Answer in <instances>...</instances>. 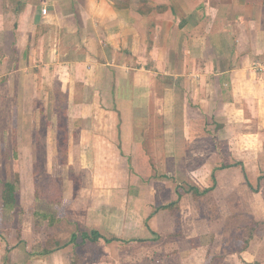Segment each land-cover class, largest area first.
I'll list each match as a JSON object with an SVG mask.
<instances>
[{
  "label": "crops",
  "instance_id": "1",
  "mask_svg": "<svg viewBox=\"0 0 264 264\" xmlns=\"http://www.w3.org/2000/svg\"><path fill=\"white\" fill-rule=\"evenodd\" d=\"M35 70L36 88L54 101L67 96V157L86 159L83 185L96 186L101 174L123 181L132 158L137 173L162 169L169 178L160 189L174 199L177 184L201 190L221 162L242 165L216 170L214 189L197 196L209 211L210 195L217 204L224 193L230 213L190 212L182 205L187 191L178 202L179 232L152 225L171 218L162 215L168 209L144 227L146 215L125 187L122 207L109 206V217L90 215L100 209L91 203L85 214L102 236L119 239L80 236L37 259L24 246L17 262L264 264V0H0V79ZM232 224L241 227L237 235ZM131 237L152 239L122 240Z\"/></svg>",
  "mask_w": 264,
  "mask_h": 264
},
{
  "label": "rangeland",
  "instance_id": "2",
  "mask_svg": "<svg viewBox=\"0 0 264 264\" xmlns=\"http://www.w3.org/2000/svg\"><path fill=\"white\" fill-rule=\"evenodd\" d=\"M36 75L37 70L31 71V75L28 78L19 77L16 80L12 79L10 82L7 78L0 79V179L2 181H12L16 176L18 177L19 187L16 193V205L17 210L21 209L22 211L19 222L16 217L11 220L3 218L0 208V234L6 238L5 240L0 236V264L6 263V261H9V264H23L22 262H17L21 257L25 258L21 255L24 252L22 243H20L19 247L15 245L18 248L12 251L11 257L7 258L6 254V259L3 260L2 258V255L5 254L6 243L12 244L16 241L15 232L17 227L21 229L22 237L27 239L28 244H44L45 241L52 237L58 238L59 241L63 242L73 230L78 232V237H80L79 233L81 231L90 233L92 229L96 228L98 225L97 219L85 221L86 208L90 203L100 208L95 213L90 214L95 215L94 218L98 219L108 216V212L106 213L105 211L109 206L112 208L115 205L117 206L115 208H121L122 198L126 192L125 187L126 189L129 188L128 199H131L133 204L138 205L139 214L142 215H146L152 207L165 204L169 198V191L160 189L162 187L160 182L167 181L169 176H160L159 173L162 169L159 171L156 167L143 172H140L141 169H139V173H137L132 166L135 163L132 158L128 160L130 173L127 176L123 173L119 175V177L123 178V181L117 179L118 181L116 180L113 183L112 181L115 179L116 174H109L108 176L112 178L109 181L101 174L96 186L88 187L89 185H83L81 167L83 162H86V159L84 161L81 160V163H79L78 159L73 160L71 158L73 162L69 163L70 159L66 157V161L61 162L62 157L60 156L61 152L58 151V144L60 143L62 132L57 128L58 121L61 119L60 109L53 105L54 100L51 99L50 95L46 96L43 93L45 89L42 87L36 88L40 83ZM69 118L67 116L66 119ZM66 119L64 118L67 123ZM72 122L71 124H73ZM69 131V129L66 130L65 135H68ZM71 133L73 134V128H71ZM59 146L61 147V144ZM55 148L57 149L56 151ZM152 173L155 178H150ZM78 177L80 182H78ZM52 179L60 182L62 195L60 200L55 202L57 203L55 206L57 213L62 219L52 227H48L45 224L36 225L33 223L31 216L35 204L34 189L37 188L36 193L39 198L46 199L47 195L54 193V189L50 184ZM102 180H106L107 183H102ZM188 184L186 183L184 187H187ZM120 188L123 189V192L118 191ZM118 194H120L119 198ZM210 197L212 201L205 202L207 206L208 203L213 204L209 211L203 206V197L197 198L192 193L188 195L186 201L182 202V205L186 206L190 212L195 208V210L199 212L205 211L206 214H211V216H219L221 212L223 214L231 212L233 207L230 203L221 202L224 200V193L219 197L221 199L217 204L213 203L215 195H210ZM170 198L172 199L173 197L171 196ZM171 199L168 201H171ZM178 212L180 213V204L171 211L167 212L165 210L162 213V215L165 214L171 216V218H167L168 220L164 219L163 222L154 221L152 225L162 231L173 230L179 232L181 226L177 221L179 219ZM116 222L118 221H114L110 226H114ZM232 225L237 226L235 232L232 233L237 235L241 227L238 224ZM102 226L101 224L100 229L103 232L105 230L114 231L111 228H103ZM197 226L202 229L206 225L198 223ZM211 226L213 229L214 227L219 228V226L222 228L223 224L213 223ZM144 227H146L145 224ZM242 229L245 230V226L243 227L242 225ZM143 230L146 231L145 228ZM97 231L99 232V230ZM103 237L105 238V236ZM112 237H114V234L109 236V242L116 240H111Z\"/></svg>",
  "mask_w": 264,
  "mask_h": 264
},
{
  "label": "trees",
  "instance_id": "3",
  "mask_svg": "<svg viewBox=\"0 0 264 264\" xmlns=\"http://www.w3.org/2000/svg\"><path fill=\"white\" fill-rule=\"evenodd\" d=\"M54 106H56L57 109H60V120L58 121V126L57 128H59V130L62 132V137L60 138V143L61 147L58 144V151L61 152V162H65L66 157H67V137L68 135L66 133L67 129V123L64 120V118L66 119L68 116V111H67V96L65 94H60L57 95V99L54 101L53 103ZM59 116V115H58ZM63 116V117H62ZM67 120V119H66ZM211 140L214 142L215 147L217 150H220L221 146H223L222 142L220 140H217L215 135L212 134L211 135ZM67 163V162H66ZM242 165V163L240 161L235 162L233 164H225L224 162H221V164L219 166H215L213 167L211 173H210V180L211 183L208 186H205L203 189H198L195 185L192 184H188L187 187H184L182 184H177L175 186V198L172 199L169 202H166L165 204H159L155 207H153L152 210H150L146 216H145V225L147 224V220L154 215V213H156L157 211L161 210V209H168V210H172L173 208L178 206V202L179 199L181 197V195L184 192H191L192 194H194V196H198V195H203L205 193H207L208 191L214 189V187L216 186V178H215V172L216 170L220 169V168H224V167H228L230 165ZM261 176H259L260 178ZM78 182L79 181V177H78ZM51 187L54 189H52L54 191L53 194L51 195H47L48 197L46 199L44 198H39L37 195V188L34 189V207L32 209L31 212V216L33 219V223L36 225H42L45 224L48 227H52L54 224L60 222V220L62 219L61 216H59V214L56 211V206L57 203L61 198L62 192H61V187H60V182L57 181L56 179H52L51 182ZM18 187H19V180L18 177L16 176L12 181L11 180H1L0 179V208L2 210L3 213V218L5 219H13V217H16V219L20 222V217H21V209L17 210V202H16V193L18 191ZM17 210V211H16ZM254 225H258V222L253 223ZM260 224H264V221L260 222ZM249 224H245L244 226L247 227ZM147 227H149L148 225H146ZM152 231V230H151ZM155 235H157V233L151 232ZM80 236L82 238H88L90 241H95L98 238H103L105 242H109L110 238H104L96 229H92L90 231V233H87L86 231H81ZM1 238H5L4 235L0 234ZM78 237V232H76L75 230L71 231L67 238L65 239V241L61 242L59 241L58 238H50L47 241H45L44 244H36V245H30L27 243V241L25 239H23L22 234H21V229L19 227L16 228V232H15V239L16 241L12 244L10 243H6L5 245V254L3 255V260L6 259V254L8 253V251H10L15 245L16 243H23L24 246H28L27 248V255L29 257V259H37V258H42L45 257L46 255L50 254L52 251H54L55 249L64 247L65 245L69 244V243H75L76 244V239ZM112 239H119L117 237H112ZM152 238H137V237H131V238H126V239H122L124 242H133V241H146V240H150ZM247 264H251V263H247Z\"/></svg>",
  "mask_w": 264,
  "mask_h": 264
},
{
  "label": "built area",
  "instance_id": "4",
  "mask_svg": "<svg viewBox=\"0 0 264 264\" xmlns=\"http://www.w3.org/2000/svg\"><path fill=\"white\" fill-rule=\"evenodd\" d=\"M41 12H42V13H45V9H44V8H42V9H41Z\"/></svg>",
  "mask_w": 264,
  "mask_h": 264
}]
</instances>
